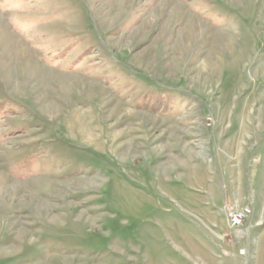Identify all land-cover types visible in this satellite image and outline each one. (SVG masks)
I'll return each mask as SVG.
<instances>
[{
	"label": "rangeland",
	"instance_id": "obj_1",
	"mask_svg": "<svg viewBox=\"0 0 264 264\" xmlns=\"http://www.w3.org/2000/svg\"><path fill=\"white\" fill-rule=\"evenodd\" d=\"M0 264H264V0H0Z\"/></svg>",
	"mask_w": 264,
	"mask_h": 264
},
{
	"label": "built area",
	"instance_id": "obj_2",
	"mask_svg": "<svg viewBox=\"0 0 264 264\" xmlns=\"http://www.w3.org/2000/svg\"><path fill=\"white\" fill-rule=\"evenodd\" d=\"M227 218L229 222V227L235 231L236 235H241L244 233L242 226L251 213V208L245 205L241 209L228 208Z\"/></svg>",
	"mask_w": 264,
	"mask_h": 264
},
{
	"label": "trees",
	"instance_id": "obj_3",
	"mask_svg": "<svg viewBox=\"0 0 264 264\" xmlns=\"http://www.w3.org/2000/svg\"><path fill=\"white\" fill-rule=\"evenodd\" d=\"M183 101H185V100L183 99ZM165 103H167V102H165Z\"/></svg>",
	"mask_w": 264,
	"mask_h": 264
}]
</instances>
